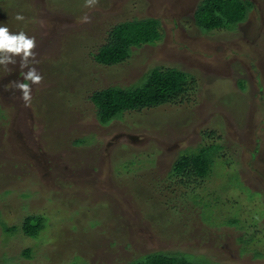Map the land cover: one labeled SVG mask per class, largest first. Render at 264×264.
<instances>
[{
  "label": "rangeland",
  "instance_id": "374dc122",
  "mask_svg": "<svg viewBox=\"0 0 264 264\" xmlns=\"http://www.w3.org/2000/svg\"><path fill=\"white\" fill-rule=\"evenodd\" d=\"M201 1L0 0V24L35 37L29 66L43 77L26 106L15 84L28 69L19 57L0 65V264H126L158 251L264 264V0L211 32L195 24ZM145 18L163 39L96 57L117 24ZM154 68L189 75L169 100H123L100 120L95 91H136ZM203 153L207 175L172 172ZM32 214L37 236L23 230Z\"/></svg>",
  "mask_w": 264,
  "mask_h": 264
},
{
  "label": "trees",
  "instance_id": "16d2710c",
  "mask_svg": "<svg viewBox=\"0 0 264 264\" xmlns=\"http://www.w3.org/2000/svg\"><path fill=\"white\" fill-rule=\"evenodd\" d=\"M253 4L251 0H202L194 14L195 24L202 31L211 32L214 29H231L233 26L245 21ZM143 22V23H142ZM160 21L156 18L129 21L116 25L110 34L112 42L97 55L101 61L112 63L127 57L131 52V46L156 44L163 39L159 30ZM135 28V30H131ZM205 33V32H203ZM122 44V45H121ZM121 45V46H119ZM114 55V56H111ZM186 72L178 68H154L146 78L142 80L143 87L131 92H122L113 88L95 91L92 99L98 108L100 120L108 121L118 116L124 107H136L141 104H157L169 100L177 95L183 88L187 77ZM130 100V101H129ZM128 101V102H127ZM212 161L207 154L192 157L181 156L174 161L172 172L182 174L187 167L198 175L208 174V164ZM39 214L29 215L23 226L25 235L37 236L42 227V217ZM14 229V228H13ZM126 264H197L190 254H170L163 251L146 254Z\"/></svg>",
  "mask_w": 264,
  "mask_h": 264
},
{
  "label": "clouds",
  "instance_id": "9594fccd",
  "mask_svg": "<svg viewBox=\"0 0 264 264\" xmlns=\"http://www.w3.org/2000/svg\"><path fill=\"white\" fill-rule=\"evenodd\" d=\"M94 2L95 0H88L89 5ZM15 19L24 21L25 17L22 13H17ZM36 46L35 37H30L24 31H10L7 25L0 24V65H15L17 63L15 57H19L20 68L28 69L23 81H17L15 84V88L22 93L21 98L26 106L31 101V85L39 84L43 79L37 68L29 66L36 59V53L33 51Z\"/></svg>",
  "mask_w": 264,
  "mask_h": 264
}]
</instances>
